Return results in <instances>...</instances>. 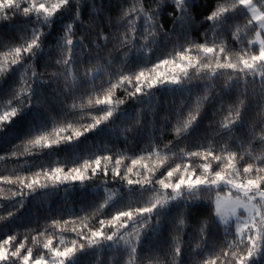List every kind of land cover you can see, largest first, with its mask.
Returning <instances> with one entry per match:
<instances>
[{
	"label": "snow or ice",
	"instance_id": "obj_1",
	"mask_svg": "<svg viewBox=\"0 0 264 264\" xmlns=\"http://www.w3.org/2000/svg\"><path fill=\"white\" fill-rule=\"evenodd\" d=\"M17 19L0 37V143L20 144L0 161L28 171L0 175L15 209L0 222L62 185L99 177L104 196L22 239L0 231V264H264V0H0V21ZM160 89L187 97L162 108ZM89 134L139 152L26 162Z\"/></svg>",
	"mask_w": 264,
	"mask_h": 264
},
{
	"label": "trees",
	"instance_id": "obj_2",
	"mask_svg": "<svg viewBox=\"0 0 264 264\" xmlns=\"http://www.w3.org/2000/svg\"><path fill=\"white\" fill-rule=\"evenodd\" d=\"M63 21L58 18L56 27L59 28ZM21 26L20 20L17 19L13 22L5 23L0 21V37L3 38H12L16 35V30ZM56 33H52L49 39H53ZM168 51H171V46L168 43H162L161 47L157 49L153 60L156 57L161 56L162 54L166 55ZM43 63V60L41 61ZM14 75L9 78L8 83L10 84L14 79ZM220 81H217L219 86ZM8 84L0 85V87L7 88ZM195 91V90H194ZM118 96H123L122 92L117 93ZM154 95L160 98L162 108L167 105L178 106L182 99L187 97V93L184 96H181L180 93L173 95L170 92L160 89L159 91L154 90ZM126 107V106H122ZM130 110V109H129ZM85 119H81V117ZM87 113H78L74 117H70L77 123L86 122ZM207 124V121H205ZM22 127L20 122H17L12 127V131L9 133V139L17 136L18 130ZM170 137H166L165 141ZM82 143L78 144L75 147H69L67 145H61L55 151L49 152L44 150L43 153L30 156L27 158V164L31 166V171H36L39 166H56L59 161L62 165L67 163L68 166L72 165L73 159L85 156L90 151L93 150V146H99L100 143L105 144L112 151H120L131 149L132 151L139 152V147L134 144L129 143L125 145L124 141L121 139L119 142L116 141L115 137H110L108 135L93 136L89 134L87 140H83ZM15 144H20V139H12V143H0V155H6L9 153V150ZM146 145H141V147ZM162 146V145H161ZM181 147L184 145H180ZM191 147V143L188 145ZM24 158H21L20 163L18 164L15 160L9 159L7 162L0 161V175H9L12 174L15 170L16 172L28 171V168H21V164H24ZM101 185V180L97 177L93 182L86 183V185H80L78 182L76 185L66 184L60 186L56 190H50L45 195H36L34 197H29L25 201V207L16 213V219L8 222V226H4L0 222V231L8 232H18L20 238L22 239L25 234H33L35 231H41L44 227L51 222V218L59 217L62 219H73L76 216L86 215V210L90 211L91 207L94 204L101 202V198L104 196L103 188L98 187ZM0 187H7L6 185H0ZM110 188H117L120 185H109ZM0 204H3V208L0 209V215H6L7 211H15L11 207L8 201H0ZM114 211V210H112ZM207 214L206 207L203 206H194L192 210L193 219L197 217H202ZM96 223L95 220L91 221ZM71 226V225H70ZM69 226V227H70ZM66 237L71 239L73 234L68 232L65 233ZM166 242V232H160L157 234L156 246L163 247ZM31 246V243L30 245ZM147 247V246H146ZM107 257L105 256V261Z\"/></svg>",
	"mask_w": 264,
	"mask_h": 264
}]
</instances>
